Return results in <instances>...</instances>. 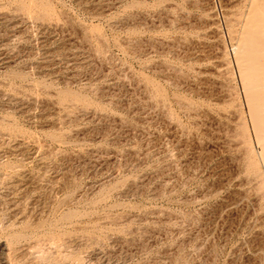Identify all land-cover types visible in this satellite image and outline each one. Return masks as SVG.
<instances>
[{
    "label": "rangeland",
    "instance_id": "374dc122",
    "mask_svg": "<svg viewBox=\"0 0 264 264\" xmlns=\"http://www.w3.org/2000/svg\"><path fill=\"white\" fill-rule=\"evenodd\" d=\"M221 4L0 0V264H264V0Z\"/></svg>",
    "mask_w": 264,
    "mask_h": 264
},
{
    "label": "built area",
    "instance_id": "2783aa9c",
    "mask_svg": "<svg viewBox=\"0 0 264 264\" xmlns=\"http://www.w3.org/2000/svg\"><path fill=\"white\" fill-rule=\"evenodd\" d=\"M215 10L217 11L218 16L223 17V9H222V4L221 0H212Z\"/></svg>",
    "mask_w": 264,
    "mask_h": 264
},
{
    "label": "bare ground",
    "instance_id": "6f19581e",
    "mask_svg": "<svg viewBox=\"0 0 264 264\" xmlns=\"http://www.w3.org/2000/svg\"><path fill=\"white\" fill-rule=\"evenodd\" d=\"M260 19H261V18H260ZM254 23H255V22H254ZM263 23H264V22H263ZM263 25H264V24H263ZM259 26H260V25H259ZM263 27H264V26H263ZM253 30H255V29H253ZM247 31H248V30H247ZM254 32H255V31H254ZM256 35H257V34H256ZM255 37H256V36H255ZM262 39H263V38H262ZM259 41H260V40H259ZM254 42H255V41H254ZM257 46H258V45H257ZM244 47H245V45H244ZM258 47H259V46H258ZM260 48H261V47H260ZM256 49H257V48H256ZM238 50H241V49L239 48ZM253 50H254V49H253ZM255 51H256V50H255ZM250 74H252V73H250ZM253 76H256L255 73H254ZM256 78H257V77H256ZM258 78H259V77H258ZM260 78H261V76H260ZM252 79H253V77H252ZM263 79H264V77H263ZM254 80H255V79H254ZM256 82H257V81H256ZM256 82H255V83H256ZM252 83H254V82H252ZM252 83H251V84H252ZM258 83H259V82H258ZM263 84H264V83H262L261 86H262ZM254 85H255V84H254ZM256 85H258V84H256ZM253 87H254V86H253ZM262 87L264 88V85H263ZM258 92H259V91H258ZM258 92H257V93H258ZM261 92H262V91H261ZM263 92H264V91H263ZM263 92H262V93H263ZM260 94H261V93H260ZM259 96H260V95H259ZM261 97H263V96H261ZM262 99H263V98H262ZM262 99H261V100H262ZM263 101H264V100H263ZM263 101H262V102H263ZM263 104H264V102H263ZM262 107H263V106H262ZM261 111H262V109H261ZM261 123H263V122H261ZM263 125H264V124H263ZM260 137H261V136H260ZM261 138H263V137H261ZM261 138H260V139H261Z\"/></svg>",
    "mask_w": 264,
    "mask_h": 264
}]
</instances>
